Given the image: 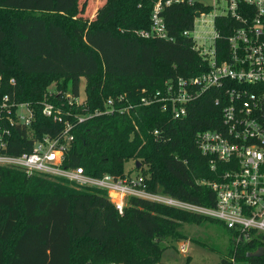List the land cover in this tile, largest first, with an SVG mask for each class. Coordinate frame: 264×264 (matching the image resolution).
Here are the masks:
<instances>
[{
  "label": "trees",
  "instance_id": "1",
  "mask_svg": "<svg viewBox=\"0 0 264 264\" xmlns=\"http://www.w3.org/2000/svg\"><path fill=\"white\" fill-rule=\"evenodd\" d=\"M80 1L0 0V128L9 131L0 153L31 152L36 140L64 129L43 114V96L56 81L63 83V90L51 100L72 121L75 138L65 167L119 177L125 175L128 160L135 159L149 191L161 189L178 200L214 207L215 192L198 183L213 179L214 173L195 138L220 121L215 91L192 102L179 119L162 111L161 104L138 108L135 122L119 110L125 104L121 95L138 103L146 92L162 89L167 79L206 69L193 41L183 35L192 28L199 6L165 8L174 37L169 41L137 34L150 29L157 0H104L91 17L86 16L89 2ZM70 13L73 20L61 17ZM218 45L225 46V41ZM82 80L88 107L80 110L89 115L80 122L66 96L68 91L78 98ZM105 97L114 99L115 109L95 112L103 109ZM20 103L34 110L30 128L11 122ZM155 129L169 141H158ZM49 178L0 166V264H165V239L177 228V220L200 224L209 217L139 197H131L121 214L105 191ZM229 233V257L220 264H231L234 254L238 260L259 261L248 256L259 240L236 245L234 231Z\"/></svg>",
  "mask_w": 264,
  "mask_h": 264
},
{
  "label": "built area",
  "instance_id": "2",
  "mask_svg": "<svg viewBox=\"0 0 264 264\" xmlns=\"http://www.w3.org/2000/svg\"><path fill=\"white\" fill-rule=\"evenodd\" d=\"M181 4L198 5L193 26L183 35L193 41V48L206 62V69L197 75L177 76L167 79L162 89L146 92L138 103L125 100L119 108L135 122L137 109L161 104L162 111L173 118L188 114V106L207 92L215 91V105L220 106L221 117L216 127L197 132L195 143L208 158L211 180H199L208 185L216 195L214 207L178 200L163 191L151 192L143 174L134 170L115 177L107 173L101 177L86 173L83 167H65L67 152L74 141L73 123L65 119L61 109L43 102V114L64 124L57 135H45L35 141L31 152L13 156L0 153V166L16 167L29 174L62 178L81 187L100 189L122 214L131 197L145 198L167 204L184 211L209 216L223 223L235 233V244L259 240L251 252L264 249V0H157L151 15L150 29L137 31L145 38L172 41L163 12L166 7ZM211 16L212 18H207ZM218 19H222L220 25ZM209 27V30H204ZM226 29L229 33L224 34ZM207 33L205 37L201 32ZM219 40L225 46L219 47ZM66 98L77 100L72 94ZM8 96L4 98V106ZM110 105L115 109L112 98ZM17 122L30 128L35 118L28 103L16 106ZM112 110V111H113ZM70 113V112H69ZM79 121L86 116H77ZM153 135L167 143L169 137L161 129ZM9 131L0 128V146L5 147ZM139 161H134L138 163ZM182 252H187L181 246ZM259 261L238 260L235 254L231 264H264V254Z\"/></svg>",
  "mask_w": 264,
  "mask_h": 264
},
{
  "label": "rangeland",
  "instance_id": "3",
  "mask_svg": "<svg viewBox=\"0 0 264 264\" xmlns=\"http://www.w3.org/2000/svg\"><path fill=\"white\" fill-rule=\"evenodd\" d=\"M83 1L84 0H81L80 2L82 3ZM87 1L89 2V6L86 16L90 17L93 16L96 9L104 2V0ZM61 17L66 20L74 19L72 13L68 14L67 16L62 15ZM207 18L211 19L212 17L208 16ZM85 26L88 25L86 24ZM204 30L208 31L209 27H205ZM201 34L205 37L209 36L207 33H205V31L201 32ZM62 84L57 83L56 81L50 84L43 96V102L48 101L52 103L51 98L56 96L59 91L63 90ZM67 94H69L68 91ZM85 98L86 81L82 80L80 96L77 100H70L73 101L71 104H74V111L78 112L79 116L87 117L89 114L86 115L85 113H81L80 110L81 106H83V109H86L88 107ZM111 100V97H105L103 109H97L95 112H112L113 107L110 105ZM134 161L135 159L128 160V162L126 163V171L134 170V167L136 166V164H134ZM26 173L28 175H32L28 172ZM49 179L54 180L53 178ZM74 185H77L76 187L82 188L81 186H78V184ZM184 216H186V214H184ZM202 220L203 221L200 224L193 222L191 223L190 221L185 219L177 220V228L174 230L171 237L165 239V245L168 246L162 255V261L165 264H220L223 258L229 257L231 235L228 228L220 221H216L209 217H203ZM181 246H185L187 252H182Z\"/></svg>",
  "mask_w": 264,
  "mask_h": 264
},
{
  "label": "water",
  "instance_id": "4",
  "mask_svg": "<svg viewBox=\"0 0 264 264\" xmlns=\"http://www.w3.org/2000/svg\"><path fill=\"white\" fill-rule=\"evenodd\" d=\"M138 167H140V162L137 163ZM264 254V249L263 248H260L258 251L256 252H251V253H248V256L249 257H260Z\"/></svg>",
  "mask_w": 264,
  "mask_h": 264
}]
</instances>
